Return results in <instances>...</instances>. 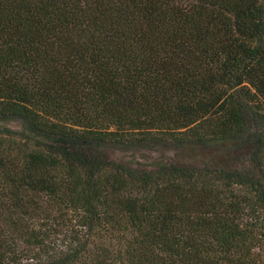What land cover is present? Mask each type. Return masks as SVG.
<instances>
[{"label":"trees","instance_id":"1","mask_svg":"<svg viewBox=\"0 0 264 264\" xmlns=\"http://www.w3.org/2000/svg\"><path fill=\"white\" fill-rule=\"evenodd\" d=\"M0 264H264V0H0Z\"/></svg>","mask_w":264,"mask_h":264},{"label":"rangeland","instance_id":"2","mask_svg":"<svg viewBox=\"0 0 264 264\" xmlns=\"http://www.w3.org/2000/svg\"><path fill=\"white\" fill-rule=\"evenodd\" d=\"M6 125L18 128L17 122H7ZM112 155L124 162L131 163L133 165H148L157 162L165 161H182V162H201L213 156L209 151L200 150H143V151H127V152H113Z\"/></svg>","mask_w":264,"mask_h":264}]
</instances>
